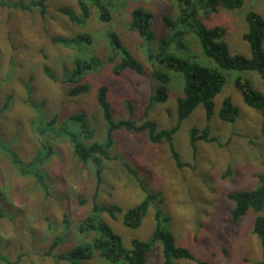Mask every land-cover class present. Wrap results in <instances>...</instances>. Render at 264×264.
I'll return each mask as SVG.
<instances>
[{
    "label": "rangeland",
    "instance_id": "obj_1",
    "mask_svg": "<svg viewBox=\"0 0 264 264\" xmlns=\"http://www.w3.org/2000/svg\"><path fill=\"white\" fill-rule=\"evenodd\" d=\"M36 1L39 0H0V3H21L26 7L23 10L0 6V255L18 264H55L56 256L70 252L82 240L77 227L92 213L96 196L100 206L115 205L127 211L149 194H155L160 200L159 207L169 218L166 227L177 247L187 249L196 259H180L175 264L261 262L262 248L253 234L257 214L250 210L240 222L232 224L234 204L228 198L231 193L258 187L264 160V112L245 104L242 92L234 84L238 73L227 76L222 92L214 101L211 122L207 121L205 109L199 106L182 123L175 144L183 168L176 166L169 145L152 144L147 132L121 130L115 134L116 143L111 159L104 163L99 186L94 165L80 162L63 136L53 135L56 138L52 143L53 155L40 167L49 185V195L34 177L17 172L9 156L14 153L27 163L37 156L40 141L34 131L35 123L43 117L57 116V126L61 127L71 118L81 117L83 123L69 126L75 132L80 130L82 141L89 144L105 141L108 124L97 101L103 86L108 88L115 121L140 122L160 86L154 77L159 66L150 59L146 42L129 29L130 14L142 7L153 14L156 43L152 50L157 48L159 39L170 36L164 17L177 20L180 15L177 0H110L111 20L107 22L101 21L100 6L95 0H88L91 6L88 20L82 19L76 0H47L45 16L40 8L32 6ZM108 1L99 0V3ZM192 2L199 7L200 0ZM64 8L75 21L60 11ZM252 11L264 18V0H244L240 9H220L209 16L201 13L199 21L210 29L226 28L225 40L231 53L251 57L250 46L243 36L248 30L246 17ZM113 33L119 35L142 64V75L134 71L122 75L113 72L124 55L112 45ZM54 38L66 39L69 44L55 43ZM186 42L188 48L178 55L186 57L189 52V57L198 63L213 65L203 55L197 38H187ZM93 62L99 65L77 80L78 84L89 86V93L71 96L70 91L77 83L68 80L78 64ZM243 75L264 94V80L257 73ZM180 80L174 77L168 86V101L156 104L147 118L160 130L169 129L178 121L177 99L183 96ZM226 98H231L240 110L235 124L225 123L219 117ZM83 124L94 131V141L86 139L80 129ZM208 124L210 137L216 141H199L194 152L190 145L191 130L203 129ZM82 200L86 203L82 204ZM64 216L69 219L68 229ZM99 217L127 247L133 239L148 240L155 227L154 207L138 230L124 225L123 214H118L115 220L106 213ZM60 238L62 243L52 249ZM0 264L4 263L0 261ZM81 264L104 263L96 258ZM147 264H164L160 244L149 255Z\"/></svg>",
    "mask_w": 264,
    "mask_h": 264
},
{
    "label": "trees",
    "instance_id": "obj_2",
    "mask_svg": "<svg viewBox=\"0 0 264 264\" xmlns=\"http://www.w3.org/2000/svg\"><path fill=\"white\" fill-rule=\"evenodd\" d=\"M79 9L82 12V19L88 20L91 17V6L88 0H76ZM180 11L179 18L172 20L164 17V22L170 30V36L158 40L157 48L152 50L156 43V36L152 30L154 16L145 8H135L129 19V29L136 32L147 44L148 53L152 62L156 63L154 77L159 81L160 86L156 89L146 108L143 119L139 121L121 120L115 121L112 116L111 107L108 101V88L103 86L99 89L97 95L98 105L103 113V117L108 124V132L105 141H94V131L89 129L88 125L83 124L80 128L88 141H94L91 144L81 139L80 130L70 128V124L83 123L81 117H73L66 121L64 125L57 126L58 117L45 118L35 123V133L40 141V147L37 156L28 163L23 161L18 155L11 153L10 160L17 172L22 176H31L36 179L40 188L49 195V185L40 172L43 166L53 155V142L57 137H66L70 143L74 156L83 164L92 163L95 167V174L98 186L102 182L103 166L106 160L111 159V151L115 146V134L118 131L125 130L141 134L148 133L149 141L152 144L165 143L169 145V152L178 168H183L175 136L180 131L182 123L188 119L199 106L206 111L208 122L214 114V101L222 92L227 76L231 73H238L234 79L235 87L242 92L245 104L254 110L264 112V94L257 91L252 81L243 75L244 73H257L264 80V18L257 12H250L247 17L248 30L243 39L249 44L251 57L232 54L225 38L227 29L224 27L207 28L199 18L201 13L209 16L220 9L236 10L244 5V0H200L199 7L193 5L192 0H177ZM100 19L103 22L111 20L110 7L112 1L99 3ZM47 0H39L32 4L41 9L42 15H46ZM96 4V5H97ZM13 8L26 10L21 3L4 4ZM63 14L70 15L68 9L60 10ZM71 19H76L71 16ZM111 43L116 49L121 50L123 59L113 68L116 75H122L128 71H134L140 75L144 73L142 64L137 60L130 50L123 43L118 34L113 33L110 36ZM187 38L190 40L198 39L203 55L213 62V65H204L190 58L189 52L186 57L178 55L180 51H186ZM53 41L58 44H69L68 40L63 38H54ZM99 65L97 62L81 65L68 81L77 83L70 91L71 96H81L88 94L89 86L78 84V77L87 71H92ZM46 74L52 78L49 71ZM174 77L181 79L183 96L177 99L178 121L176 125L169 129H158L155 122L147 120L152 108L156 104H163L168 101L170 91L168 86L174 81ZM129 110L133 113L134 109L130 103L127 104ZM221 121L228 124H235L240 117V110L236 107L231 98H226L219 112ZM210 125L199 129L192 128L190 134V145L194 152L197 150V143L205 141L215 142L216 139L210 137ZM59 134V135H58ZM130 173L134 172L127 166ZM259 185L256 189L250 191H238L228 195V198L234 204L231 213L232 224L240 222L250 210L257 214L254 221L253 234L259 239L262 248V261L256 264H264V160L262 172L258 175ZM94 198V207L92 213L83 219L77 227L79 236L82 240L68 253L56 256V263L67 262L69 264H81L82 261H93L99 258L104 264H147L148 257L154 248L160 244L164 264H175L177 260L186 259L196 261L190 251L185 248L177 247L173 235L166 227L169 218L159 207L160 200L157 195L149 194L139 204L124 211L118 206H100ZM82 204L86 200L81 201ZM151 207L155 209V227L148 240L133 239L131 246L127 247L123 239L117 235L113 229L103 221L99 215L108 214L112 219H116L118 214H123L124 225L131 230H138L142 227ZM65 227L69 228V219L64 216ZM73 232L70 233L72 235ZM69 235V236H70ZM62 238L53 244L52 249L62 243ZM0 261L4 264H18L12 262L7 257L0 255ZM197 264H208L197 261Z\"/></svg>",
    "mask_w": 264,
    "mask_h": 264
}]
</instances>
